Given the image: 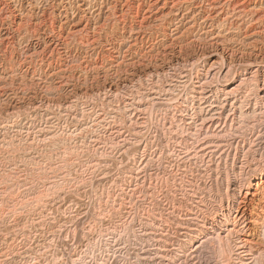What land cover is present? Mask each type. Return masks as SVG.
Here are the masks:
<instances>
[{
  "label": "rangeland",
  "instance_id": "1",
  "mask_svg": "<svg viewBox=\"0 0 264 264\" xmlns=\"http://www.w3.org/2000/svg\"><path fill=\"white\" fill-rule=\"evenodd\" d=\"M212 1L0 0V264H166L154 248L160 233L174 245L185 235L188 224L176 229L169 215L186 204L177 198L188 180L232 174L235 157L254 162L239 136L254 122L261 130L264 113L242 131L228 98L207 129L190 85L162 92L171 76L202 74L212 60L235 69L234 85L244 64L261 63L262 84L264 35L239 29L231 10L209 18ZM250 6L264 9V0ZM241 89L248 111L261 106L253 84ZM209 139L221 146L208 161L198 150ZM214 244L176 264H221Z\"/></svg>",
  "mask_w": 264,
  "mask_h": 264
},
{
  "label": "bare ground",
  "instance_id": "2",
  "mask_svg": "<svg viewBox=\"0 0 264 264\" xmlns=\"http://www.w3.org/2000/svg\"><path fill=\"white\" fill-rule=\"evenodd\" d=\"M192 1H194V0H192ZM202 1L203 0H201V2ZM251 1L252 0H239L237 2H234V0H225L223 4L222 3L219 4V0H213L211 3L210 2L207 3V8L205 7V9L207 10V13L208 12L209 13L215 12L216 14H219V15H224V14L228 13V10H231V14H229V15L234 16L235 18H237V20L240 19V21H241L239 23V27H238L239 29H241L245 32L246 31L250 32V35H252L254 37H255V35H259V36L264 35V9H261L259 7L258 8L251 7L250 6ZM156 2H158V0H156ZM177 2L179 3V1H177ZM180 2H182V1H180ZM175 4H176V0H175ZM198 5L199 4H197V6ZM173 13H175V12H173ZM209 13H208V15H209ZM216 14H215V16H216ZM208 15H207V18H208ZM210 17L211 16L209 15V18ZM243 19H245V20H243ZM246 21H250L249 24L247 23V25H246ZM215 61H217V60H215ZM215 61L212 60V63H210L209 67L207 69H205L204 73H202V74H199V73L192 74V70L189 69L191 72H188V73H181L180 72L178 77L173 78V80H171L172 76H171V79L169 76L168 78L170 79V81L172 83L167 82V84L164 85V89H162V92L164 90L165 93L169 94L170 92H173L172 91L173 88L176 89V86H182V88H183V87H186L187 85H190L191 86V87L189 86L191 88L190 92H192L191 99L194 100L195 103L198 104L199 110L197 111V113H199L201 115L200 122L202 121V123H201L202 127H204L205 124H208L209 126L208 125L206 126L207 129H209V127L211 126L210 124H213L214 121L221 119V115L225 109V103L227 101L229 102V99H232V101L230 102V106L232 108V110H231L232 115H234L233 112H235V109H237L239 111V114H238L239 116L237 118V121L240 123L239 126L246 125V124H243V122L245 120L250 119L252 116H255V114L261 115L262 113H264V78L262 80V84H260L259 80H258L259 73L261 72V63H254L253 62V63H249L248 65L244 64L245 66L241 69V72L243 71L242 76L240 77V80L237 83H235L236 85H234L235 81H233V80H234V77L236 75L235 69H231L230 67H232V66L229 67L228 65L227 66L223 65L224 61H221V63L222 62L223 63L218 68L217 66L219 65L218 63H220V62L217 61L218 62L217 63ZM248 62H250V61H248ZM193 65H194V63H193ZM250 65H255L256 68L253 71H248L246 66H250ZM189 67H191V66H189ZM241 72H239V73H241ZM174 79H176V80H174ZM219 80H222L223 84H219L218 83ZM160 81H162V80H160ZM166 81H168V80H166ZM215 81L217 82V83H215L217 86L214 84ZM158 82H159V80H158ZM219 82L221 83V81H219ZM164 83H165V81H164ZM155 84H156V82H155ZM218 84L220 85V87H218L219 86ZM247 84H253V86L255 88L254 94L256 95L255 96L256 102L258 101L257 103L261 104L260 107L256 108L255 106H257L258 104L255 102L257 105H255L249 111H248V109H249L248 104L246 103V100L249 97L244 95L245 97L241 98L238 95L240 89ZM157 89H159V88H156V90ZM241 91H242V89H241ZM160 93H161V91L158 94H160ZM186 93H188V92H186ZM219 93L223 94V97H222L223 101H221L219 99ZM248 94H249V92H248ZM161 96H162V93H161ZM168 96L170 97V95H168ZM168 96L165 95V98L169 99V98H167ZM186 96L188 97V96H190V94H188ZM170 100H172V99L168 100L169 103H171ZM169 106H170V104H169ZM226 113H229V112H226ZM226 115H227L226 117H229L228 114H226ZM257 118H259V116ZM251 119L248 121H251ZM191 121L192 120L190 119L189 122H191ZM262 121H264V120H262ZM189 122H188V124H189ZM257 122H259V121H257ZM254 123L252 125H249L250 126V128H249L250 132H248V131H247V133L244 132L243 135L239 136V139H241V141L243 142L242 143L243 146L245 144V141H248L250 146L247 149L248 150L247 155L250 153L252 156H254L253 157L254 162L248 161V159L245 158V156L242 154L244 156L242 161L236 162V160H237V159H235L236 157L234 158V160H232L233 161L232 165H231L232 167L230 169L233 172L232 174H230V172L225 171L226 174L222 178H220L218 176L215 179H207L210 181V184L207 182H202L200 186L196 184L197 181L195 182L194 180H191V181L188 180V182H189L188 188L183 189L184 193L181 194L180 198H177L181 201H184L186 204L184 206H182L183 204L179 205V206H175V204H174L172 206L173 209L170 212L171 215H169V216L171 218H173V224L176 226V229H177V227L178 228L181 227V224L185 223L188 225L187 226L185 225L184 227L182 226V229H185V232H183L185 235L175 245L174 244H168L167 239H169L170 235H168L167 233L166 234L160 233L161 238L159 239V241L161 242V245L158 244V246H156V248H154V250L161 253L160 258H163L168 264H176V261L180 257H182L185 250L189 249L190 251H188V252L193 253V255H195L194 253H196V252L202 253L203 250L208 248V245L211 246L212 243H213V245H215L216 243L214 244V242L218 243V245H217L218 246V252L220 253V257H221L220 258L218 256V258L221 259V261L219 260L221 264H260L264 260L263 259L264 258V127H261L262 128L261 130L257 129L259 131H256V134H255L254 129L256 128L255 127L256 124H254ZM260 124H262V123H260ZM263 124H264V122H263ZM215 127H216V124H215ZM245 127L242 128V126H241L242 129H244ZM199 128H201V127H199ZM219 128H221V127H219ZM207 129H205V130L207 131V135H208ZM212 131L210 134H212L214 136L216 133L214 132L215 134H213ZM242 131H246V130L244 129ZM236 132H238V131H236ZM205 133H204V135H205ZM226 133H227V131H226ZM247 134H249L248 136L251 135V137L255 136V138L253 140H251V137H247ZM190 135H192V133ZM216 135L218 138H220L218 136V134H216ZM217 137H215V138H217ZM239 139H237V140H239ZM214 141L215 140H212V139L211 140L209 139V140L204 141V142L201 141L202 142V144L200 145L201 147L199 146L200 147V148L198 147L199 150L197 149L199 153L200 152L202 153V155H200L201 158L208 157L209 158L208 161L212 160V159H210L211 156L213 154H215L217 149L220 148V146H221V145H219L220 143L215 144ZM224 143L225 144H223V143H221V144L225 145L226 147H229V149H230L231 143H228V142H224ZM237 145H240V144L236 143V146ZM196 146H197V144H196ZM243 146H242V148H243ZM191 148H192V146H191ZM237 149L238 148H236L235 151H237ZM221 150H223V149H221ZM203 151H206V152L203 154ZM242 151H243V149H242ZM198 152L197 151L195 152L194 157L191 156L192 160L195 161L196 159L199 158ZM257 153L260 154V159H256L255 155ZM235 154H236V152H235ZM227 155H228V153H227ZM233 155H234V153H233ZM220 157H221V155H220ZM225 160L226 159H224L223 162H225ZM251 161H252V159H251ZM195 162H193V163H195ZM202 162H204V161H202ZM206 162H207V160H206ZM197 163H198V160H197ZM218 163H219V161H218ZM225 163H227V162H225ZM236 169H239L237 173L235 172ZM201 179H200V181H201ZM223 180L226 181L225 182L226 183L225 189H223V186H224ZM208 184H209V186H208ZM204 191L206 193L205 197H200L199 196L200 193L204 192ZM212 191H213L214 195L211 193ZM214 196L220 197L219 204L215 203L216 200L214 199L215 198ZM224 198H226V201L228 202L226 207L223 206V199ZM204 200H211L213 203H215V204H212V208H210L211 210L209 212H206V210L203 209V207L205 208ZM175 201H173V203H175ZM234 205H236V206H234ZM169 220H171V219H169ZM164 222H163L162 226H167V223L166 222L164 223ZM169 223H170V221H169ZM171 224H172V222H171ZM162 226H161V228H162ZM170 228H171V226H170ZM174 233H177V232L175 231ZM178 233H180V232H178ZM136 240H137V237H136ZM166 245H171V246L173 245V246L170 248H167ZM213 248H216L214 250H216V252H217V247H213ZM210 249H211V247H210ZM205 251H207V250H205ZM216 252L214 253V255L212 253V255L215 256ZM187 255L188 254H186L185 256H187ZM190 256H192V255H190ZM198 256L199 255H197V257ZM142 257H144V256H142ZM142 257H140V258H142ZM144 260L147 261L148 256H147V258L144 257ZM197 260H199V259L197 258ZM180 261H178V262H180Z\"/></svg>",
  "mask_w": 264,
  "mask_h": 264
}]
</instances>
